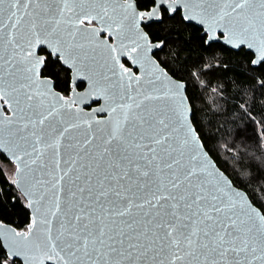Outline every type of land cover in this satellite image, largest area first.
I'll use <instances>...</instances> for the list:
<instances>
[{
  "label": "snow or ice",
  "instance_id": "1",
  "mask_svg": "<svg viewBox=\"0 0 264 264\" xmlns=\"http://www.w3.org/2000/svg\"><path fill=\"white\" fill-rule=\"evenodd\" d=\"M176 15L264 49V0H0V264H264L153 61Z\"/></svg>",
  "mask_w": 264,
  "mask_h": 264
},
{
  "label": "trees",
  "instance_id": "2",
  "mask_svg": "<svg viewBox=\"0 0 264 264\" xmlns=\"http://www.w3.org/2000/svg\"><path fill=\"white\" fill-rule=\"evenodd\" d=\"M149 32L164 42L155 58L186 84L204 147L264 213V66H252L254 56L245 49L206 47L202 32L179 15Z\"/></svg>",
  "mask_w": 264,
  "mask_h": 264
},
{
  "label": "water",
  "instance_id": "3",
  "mask_svg": "<svg viewBox=\"0 0 264 264\" xmlns=\"http://www.w3.org/2000/svg\"><path fill=\"white\" fill-rule=\"evenodd\" d=\"M160 2H163L167 5H175L177 0H160ZM221 44L225 46L224 43ZM227 48L234 51L241 50L235 47ZM243 49L253 54L254 59L252 66L257 67L262 63V60H264V49H260L255 45L251 50L247 46L243 47ZM153 61L157 70L161 73V79L164 85L168 88H171L174 93L173 98L169 102L170 109L174 113V118L179 119L182 133L187 139L189 149L196 152L197 156L204 163L207 170L212 172L218 181L230 189V191L235 194L240 202L247 206L251 211L255 213H262V211L251 201L248 194L242 189L236 187L228 175L218 167L214 159L204 147V144L201 141L192 121L193 110L187 96L186 84L169 74L155 57L153 58Z\"/></svg>",
  "mask_w": 264,
  "mask_h": 264
},
{
  "label": "rangeland",
  "instance_id": "4",
  "mask_svg": "<svg viewBox=\"0 0 264 264\" xmlns=\"http://www.w3.org/2000/svg\"><path fill=\"white\" fill-rule=\"evenodd\" d=\"M8 171H9V173L11 174V171H12V170H11L10 168L8 169Z\"/></svg>",
  "mask_w": 264,
  "mask_h": 264
}]
</instances>
